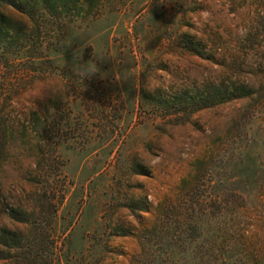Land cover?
<instances>
[{"label": "rangeland", "instance_id": "rangeland-1", "mask_svg": "<svg viewBox=\"0 0 264 264\" xmlns=\"http://www.w3.org/2000/svg\"><path fill=\"white\" fill-rule=\"evenodd\" d=\"M0 180V264H264V0H0Z\"/></svg>", "mask_w": 264, "mask_h": 264}, {"label": "trees", "instance_id": "trees-1", "mask_svg": "<svg viewBox=\"0 0 264 264\" xmlns=\"http://www.w3.org/2000/svg\"><path fill=\"white\" fill-rule=\"evenodd\" d=\"M8 5H9L10 7H12L13 9H15L16 11L20 12V13L23 12V9L20 8L18 5H16L14 2H9ZM29 19H33V17H32V16H29ZM10 34H11V33H10ZM4 128H5V127H4ZM5 130H6V128H5ZM3 134H4L3 138L5 139V137H6V133L4 132ZM3 141L5 142L6 140H3ZM2 195H3V185H2V182H1V180H0V206L2 205Z\"/></svg>", "mask_w": 264, "mask_h": 264}]
</instances>
